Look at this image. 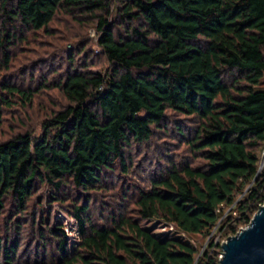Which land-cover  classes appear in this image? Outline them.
Returning <instances> with one entry per match:
<instances>
[{
	"label": "trees",
	"instance_id": "1",
	"mask_svg": "<svg viewBox=\"0 0 264 264\" xmlns=\"http://www.w3.org/2000/svg\"><path fill=\"white\" fill-rule=\"evenodd\" d=\"M59 13L96 21L100 52L92 55L110 67L92 70L81 45L68 49V70L40 73L36 88L0 82V108L28 105L48 88L66 101L50 109L40 135L19 128L0 140V264H219L220 242L196 256L190 241L140 222L163 219L185 235L235 233L264 203V0H0L3 66L30 35H53ZM168 112L192 119L183 141L201 163L170 160L147 185L126 182L132 149L165 128ZM117 171L123 182L114 184ZM109 182L118 186L113 205L95 197ZM54 202L77 223L73 247L44 216ZM225 205L231 211L219 223ZM26 216L41 220L40 247L20 261Z\"/></svg>",
	"mask_w": 264,
	"mask_h": 264
},
{
	"label": "rangeland",
	"instance_id": "2",
	"mask_svg": "<svg viewBox=\"0 0 264 264\" xmlns=\"http://www.w3.org/2000/svg\"><path fill=\"white\" fill-rule=\"evenodd\" d=\"M116 5L113 6V11L110 18L115 16ZM53 28V35L39 34L38 36H31L28 44H24L18 48L13 49L14 57L12 58L8 67L3 66L2 56L0 52V82H10L18 84L21 87L30 85L33 88L38 87L42 79L40 73L46 74L49 79L55 77L59 71L68 70L70 65L67 59V51L69 48L74 49V53L81 45L90 50V55L94 58V64L91 66L92 70L105 72L110 67V62L102 55L93 56L100 52L97 40L100 32L97 29L96 21L91 23H80L69 15L59 13L56 19L51 23ZM84 42V43H83ZM83 43V44H81ZM93 54V55H92ZM81 55H77L79 57ZM89 58V57H88ZM78 62V61H77ZM78 63H76L77 65ZM40 70V71H38ZM33 72V73H32ZM37 91V90H36ZM64 98L54 89H47L36 92L33 100L28 105H15L9 109L0 108V140L10 137L17 132L19 128H30L34 135H40L42 132V122L49 115L51 108H58L65 104ZM191 118L179 116L168 112L165 119V128L157 130L154 137L148 144L135 146L132 149V161L130 172L123 174V180L142 185H147L149 177L155 175L161 167L169 164L170 160L176 162H183L185 160H193L194 164L201 163L199 159H193L192 153L189 151L187 145L184 143V136L189 133L188 127L191 126ZM181 125L184 130V135L178 134L177 126ZM260 150V149H259ZM121 172H116L113 177L114 184H117L118 179L122 181ZM118 176V177H117ZM111 182V181H110ZM104 192L96 193V200H104L106 204H114L115 196L118 186H112ZM126 185V184H125ZM250 184L245 186V191L250 187ZM41 194L45 195L51 193V189L43 185L40 189ZM244 193H238L236 198L239 199ZM47 204V202H45ZM94 202L91 203L94 206ZM97 205H99L97 203ZM47 208L49 206L45 205ZM100 207V205L98 206ZM230 206H224L219 213V223L227 219L226 215L231 211ZM258 210V208H257ZM256 210V211H257ZM255 211V212H256ZM254 212V213H255ZM235 216L238 213L232 211ZM254 215V214H253ZM45 218L51 223H60L69 237V244L73 247L78 240L77 223L75 219L67 212L66 209L61 208V205L54 202L48 211L44 213ZM50 217V218H49ZM29 218L26 216L22 218L20 227L19 245L15 258L18 260H25L28 256H33L40 244L39 228L41 220L38 218L37 222L30 224ZM43 221L46 219H42ZM4 217H0V223L3 224ZM250 222L240 223L235 233H225L224 231H215V228L209 234H184L180 233L177 226L163 219L151 218L141 220L140 224L151 230L153 234L160 237L177 234L182 238L190 241L196 248V256L206 248L211 239L222 243L230 235L236 234L239 230L246 227ZM2 227V226H1ZM42 231V230H41ZM45 233V232H44ZM38 240V241H37ZM48 249H52L47 245ZM41 249V248H40ZM221 254H219L220 257Z\"/></svg>",
	"mask_w": 264,
	"mask_h": 264
},
{
	"label": "water",
	"instance_id": "3",
	"mask_svg": "<svg viewBox=\"0 0 264 264\" xmlns=\"http://www.w3.org/2000/svg\"><path fill=\"white\" fill-rule=\"evenodd\" d=\"M219 264H264V203L250 223L222 243Z\"/></svg>",
	"mask_w": 264,
	"mask_h": 264
},
{
	"label": "built area",
	"instance_id": "4",
	"mask_svg": "<svg viewBox=\"0 0 264 264\" xmlns=\"http://www.w3.org/2000/svg\"><path fill=\"white\" fill-rule=\"evenodd\" d=\"M259 154H260V160H259V166H258V173H260L264 167V144L263 146H261L259 150Z\"/></svg>",
	"mask_w": 264,
	"mask_h": 264
}]
</instances>
